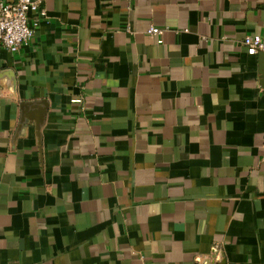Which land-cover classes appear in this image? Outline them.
I'll return each mask as SVG.
<instances>
[{"label":"crops","instance_id":"obj_1","mask_svg":"<svg viewBox=\"0 0 264 264\" xmlns=\"http://www.w3.org/2000/svg\"><path fill=\"white\" fill-rule=\"evenodd\" d=\"M42 8L0 47V264H264V0Z\"/></svg>","mask_w":264,"mask_h":264},{"label":"built area","instance_id":"obj_2","mask_svg":"<svg viewBox=\"0 0 264 264\" xmlns=\"http://www.w3.org/2000/svg\"><path fill=\"white\" fill-rule=\"evenodd\" d=\"M44 0H16L5 2L0 0V47L5 48L12 54L19 53L34 38L38 23L30 24V14H39L46 17L42 8ZM165 30L150 27L147 34L161 37ZM159 44L163 43L160 38ZM243 45L249 56L264 54V39L260 35H248L243 39ZM73 103L81 104L82 99L76 98Z\"/></svg>","mask_w":264,"mask_h":264},{"label":"water","instance_id":"obj_3","mask_svg":"<svg viewBox=\"0 0 264 264\" xmlns=\"http://www.w3.org/2000/svg\"><path fill=\"white\" fill-rule=\"evenodd\" d=\"M263 56H264V54H263ZM218 255H220L221 256V254L219 253V254H214V259H216V256H218Z\"/></svg>","mask_w":264,"mask_h":264}]
</instances>
